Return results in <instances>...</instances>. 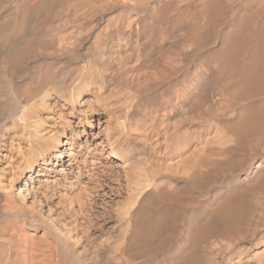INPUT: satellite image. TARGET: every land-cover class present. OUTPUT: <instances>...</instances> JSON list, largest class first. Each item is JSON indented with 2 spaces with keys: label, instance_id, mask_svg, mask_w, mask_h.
Listing matches in <instances>:
<instances>
[{
  "label": "bare ground",
  "instance_id": "6f19581e",
  "mask_svg": "<svg viewBox=\"0 0 264 264\" xmlns=\"http://www.w3.org/2000/svg\"><path fill=\"white\" fill-rule=\"evenodd\" d=\"M0 264H264V0H0Z\"/></svg>",
  "mask_w": 264,
  "mask_h": 264
}]
</instances>
